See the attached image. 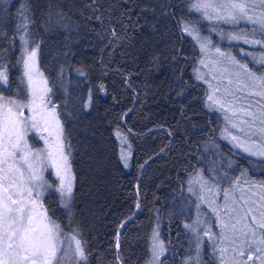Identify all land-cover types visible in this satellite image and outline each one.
Wrapping results in <instances>:
<instances>
[{
    "label": "trees",
    "instance_id": "obj_1",
    "mask_svg": "<svg viewBox=\"0 0 264 264\" xmlns=\"http://www.w3.org/2000/svg\"><path fill=\"white\" fill-rule=\"evenodd\" d=\"M190 2L0 0V58L9 66V84L0 85V93L27 96L15 32L22 5L29 9L30 31L42 43L38 67L52 88L51 103L58 106L71 145L74 181L70 208L61 203L55 183L50 182L41 199L54 220L78 227L86 241L87 260L81 264H112L116 230L129 216L131 221L121 229L123 257L127 264H146V237L157 214L161 239L169 248L165 264H182L194 255L191 234L183 230L196 212L195 200L186 192L188 176L195 169L214 167L213 176L226 172L235 179L246 171L250 180L264 181L261 159L225 143L220 116L204 106L205 88L194 73L199 50L180 22L191 21L216 46L239 56L236 44L211 32V24L190 9ZM241 59L251 65L246 57ZM89 90L91 103L84 108ZM66 96L72 102L63 107ZM117 128L132 145L128 168L120 160ZM137 187L142 204L138 211ZM181 208L183 214L176 215ZM201 257L203 264H216L205 246Z\"/></svg>",
    "mask_w": 264,
    "mask_h": 264
},
{
    "label": "snow or ice",
    "instance_id": "obj_2",
    "mask_svg": "<svg viewBox=\"0 0 264 264\" xmlns=\"http://www.w3.org/2000/svg\"><path fill=\"white\" fill-rule=\"evenodd\" d=\"M190 8L214 24L211 32H217L215 25L220 23L250 24V30L228 33L221 30L219 35L221 39L242 41L253 49L258 48V56L241 51L244 57H252L255 64L264 67V0H191ZM28 11L26 5L21 6L15 28L21 48L17 64L23 68L21 83L26 84V99L0 93V264H61L64 258L68 264H81L87 260L86 241L78 227H73L71 222L67 226L58 223L41 202L44 192L52 187L43 175L46 168L51 167L59 180L56 191L66 209L70 208L74 176L71 145L58 106L51 103L52 88L38 67L42 43L30 31ZM180 24L181 31L199 47L201 55L195 76L208 86L206 106L224 114L223 138L264 163V73L258 75L248 63L216 46L191 21L182 20ZM112 37H117L114 29ZM8 71L9 66L0 58V85L9 84ZM79 75L85 73L79 71ZM23 94L22 89L20 95ZM91 99L89 90L84 108L89 107ZM71 102V97L66 96L62 106L67 107ZM32 131L44 141V148L33 149L29 144L28 133ZM114 134L121 145L120 160L128 167L132 145L119 128ZM147 163L146 160L141 168ZM214 171V167L197 169L186 182L188 193L196 197L197 212L191 222L183 223L184 233L191 234L189 244L194 246V255L185 257L182 264H203L201 252L206 244L210 245L217 264H264V181L250 180L246 171L235 179L226 172L213 176ZM220 182L228 187H221ZM221 193L223 202L219 203L216 197ZM136 195L138 211L142 207L138 187ZM201 205H207L214 220L201 211ZM183 212L181 208L175 214ZM131 219L129 216L126 221ZM159 220L157 214L156 223L146 237L150 254L146 264H165L169 251L161 239ZM126 221H121L116 230L112 264H127L121 251V229Z\"/></svg>",
    "mask_w": 264,
    "mask_h": 264
},
{
    "label": "rangeland",
    "instance_id": "obj_3",
    "mask_svg": "<svg viewBox=\"0 0 264 264\" xmlns=\"http://www.w3.org/2000/svg\"><path fill=\"white\" fill-rule=\"evenodd\" d=\"M189 7H190V4H189ZM191 9V8H190ZM192 10V9H191ZM192 11H194V10H192ZM195 12V11H194ZM197 13V12H196ZM207 21V20H206ZM209 22V21H208ZM211 25H210V29L214 26V24L213 23H211V22H209ZM216 27H217V29H218V31L217 32H215V33H217L218 35H219V32L222 30L224 33H228V32H232V31H243V28L245 27V28H251V25L250 24H246L245 22H240L238 25H236V26H232V25H226V24H223V23H220V24H218V25H215ZM223 40H225V42H227V43H235L236 44V46H235V51H236V53L238 54V56H239V58H237L238 60H240L242 63H246V61L245 60H242L241 58L242 57H244L243 56V54H242V49L245 51V52H254V51H257V52H254V55H256V56H258L259 54H260V50L257 48V49H253L251 46H249V45H245V44H243V42L242 41H229V40H227L226 38L225 39H223ZM20 42V41H19ZM197 46V45H196ZM197 48H198V50H199V47L197 46ZM223 50V49H222ZM225 51H227V52H230V50H225ZM200 50H199V59H200ZM235 56V55H234ZM241 57V58H240ZM247 58V61H249L250 62V64L251 65H249V67L250 68H253V70L254 71H257V74L259 75V74H261V73H264V67H262L263 68V70H258V69H256V67H259V65H257V64H255V62L252 60V57H246ZM199 59H198V61H197V65H196V67H198L199 66ZM195 67V68H196ZM202 71H206V70H203L202 69ZM195 73V72H194ZM22 74H23V68H22ZM195 78H196V76H195ZM199 81H201V80H199ZM202 83H203V85H204V88H205V94H204V106H205V108L208 110V111H210V112H216L219 116H220V118H221V129H220V137L225 141V143H227L228 145H232L233 146V144L232 143H230L229 142V140L228 139H224L223 138V133H222V130L226 127V122H225V120H224V114L222 113V112H220V111H217L215 108H213V109H209L207 106H206V103H205V101H206V97H207V93H208V86H207V84H205L203 81H201ZM25 86H26V84H25ZM26 91H27V89H26ZM25 115H28V113L27 112H25ZM62 123V122H61ZM32 135V136H31ZM45 135H47L46 133H45ZM28 142H29V144L32 146V148L33 149H39V148H44L45 147V145H44V141L43 140H41L40 139V137H39V135L35 132V131H32V132H29L28 133ZM120 147H121V145H120ZM236 149H238L239 151H241L242 153H244L241 149H239V148H236ZM244 154H246V155H249V154H247V153H244ZM250 156V155H249ZM253 157V156H252ZM255 158H258V157H255ZM259 159H261V158H259ZM123 164V163H122ZM123 166H124V164H123ZM128 167H129V164H128ZM128 167H125V168H128ZM195 170H197V169H195ZM195 170L191 173V174H194V172H195ZM47 174H49L53 179H54V182H53V180H52V178H50V177H46V175ZM43 175H44V178L48 181V183H55L53 186H54V188L55 189H57L58 188V186H59V180L57 179V177L55 176V172H54V170L51 168V167H49V168H46L45 170H44V173H43ZM190 176V175H189ZM189 176H188V178H189ZM188 178H187V180H188ZM187 180H186V182H187ZM187 187H188V185H187V183H186V192L188 193V191H187ZM228 187V186H227ZM48 191V190H47ZM58 192V191H57ZM59 193V192H58ZM60 194V193H59ZM188 195H190L194 200H196V197L195 196H192L190 193H188ZM222 193L219 195V196H217L216 197V200H217V202H219V203H222L223 201H222ZM42 198V197H41ZM41 202H42V199H41ZM44 206V205H43ZM196 208V207H195ZM45 209V208H44ZM201 211L203 212V213H208V217H210L211 219H213L214 220V217H211V212H210V209L207 207V205H201ZM196 212H197V210H196ZM196 212H195V214H194V217H193V219L196 217ZM191 222V221H190ZM205 247H207V250H210V254L212 255V250H211V247H210V245H204ZM204 246H202V249H203V247ZM149 252H148V258H149ZM214 259V258H213ZM148 260V259H147ZM214 261H215V263L217 264V261L214 259ZM63 264H68V261L67 262H64Z\"/></svg>",
    "mask_w": 264,
    "mask_h": 264
}]
</instances>
